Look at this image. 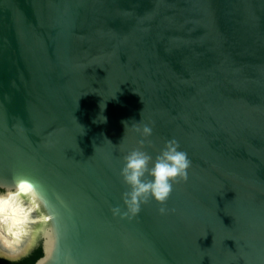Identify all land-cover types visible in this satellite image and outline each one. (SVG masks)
<instances>
[{"label": "water", "instance_id": "1", "mask_svg": "<svg viewBox=\"0 0 264 264\" xmlns=\"http://www.w3.org/2000/svg\"><path fill=\"white\" fill-rule=\"evenodd\" d=\"M140 120L153 157L175 138L191 168L174 212L129 222L110 208ZM15 171L47 190L50 264H264V0H0V180Z\"/></svg>", "mask_w": 264, "mask_h": 264}, {"label": "clouds", "instance_id": "2", "mask_svg": "<svg viewBox=\"0 0 264 264\" xmlns=\"http://www.w3.org/2000/svg\"><path fill=\"white\" fill-rule=\"evenodd\" d=\"M131 127L140 139L122 157L118 175L127 190L121 193L122 206L110 208L113 218L136 220L142 208L153 201L160 205L161 216L174 212L167 203L174 186L189 178L191 160L187 152L180 150L179 142L172 138L166 139L153 157L147 150L153 147L150 139L153 124L140 120ZM46 191L39 179L22 171L13 172L10 179L0 180V260L19 264L40 247L43 255L36 264H50L57 234ZM55 196L59 206L54 207L59 215L68 205L59 193Z\"/></svg>", "mask_w": 264, "mask_h": 264}, {"label": "trees", "instance_id": "3", "mask_svg": "<svg viewBox=\"0 0 264 264\" xmlns=\"http://www.w3.org/2000/svg\"><path fill=\"white\" fill-rule=\"evenodd\" d=\"M42 254V249L37 247L30 256L19 261V264H34L42 256ZM0 264H10V262L6 260H0Z\"/></svg>", "mask_w": 264, "mask_h": 264}]
</instances>
